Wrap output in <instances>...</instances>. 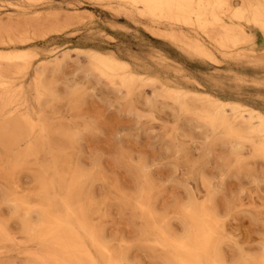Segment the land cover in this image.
Segmentation results:
<instances>
[{
	"label": "rangeland",
	"instance_id": "374dc122",
	"mask_svg": "<svg viewBox=\"0 0 264 264\" xmlns=\"http://www.w3.org/2000/svg\"><path fill=\"white\" fill-rule=\"evenodd\" d=\"M132 1L0 0L2 113L29 121L41 142L35 163L14 169L0 150V264H178L192 204L206 209L205 243L224 264L264 257V28L236 17L245 1L264 23V0ZM223 24L248 37L223 44ZM82 51L125 61L141 80L128 90ZM175 92L188 94L182 107ZM219 111L226 121L210 126ZM56 162L63 183L78 182L68 208L59 187L45 197L34 179L45 164L54 180ZM40 206L61 224L36 226Z\"/></svg>",
	"mask_w": 264,
	"mask_h": 264
},
{
	"label": "bare ground",
	"instance_id": "6f19581e",
	"mask_svg": "<svg viewBox=\"0 0 264 264\" xmlns=\"http://www.w3.org/2000/svg\"><path fill=\"white\" fill-rule=\"evenodd\" d=\"M135 1V0H133ZM132 1V2H133ZM145 1L144 4H147L149 9L151 10H156L158 9V5H157V0H143ZM162 1V0H161ZM215 3H217L218 5H226V1L227 0H214ZM129 2V1H128ZM137 2V1H136ZM197 3V2H196ZM244 3V6H242V8L240 10H238V13L236 15L237 18H241V19H244L246 24H251L253 26H256V27H259V28H264V23L262 22V15L261 13H259L261 11V9H253L250 10V5L247 3V2H243ZM134 4V3H133ZM145 6V5H144ZM195 8V7H194ZM231 10V9H230ZM148 11V10H147ZM159 11V10H158ZM217 15V14H216ZM213 16V15H212ZM195 18V17H194ZM199 18V17H198ZM214 18V17H213ZM182 20V19H181ZM206 24V22H205ZM211 26H215L217 24V20L214 18L212 22L209 23ZM191 25V24H190ZM194 25V24H193ZM220 26V25H219ZM218 26V27H219ZM222 32H223V38L221 39L222 40V43L224 44V41L225 43H232V44H235L237 43L238 41H240L242 38L244 37H248V31L246 30L245 27H243L242 25H238V27H234L232 25H229V24H223L220 26ZM264 30V29H263ZM204 32V30H203ZM184 37V36H183ZM220 40V41H221ZM224 40V41H223ZM248 40V39H246ZM199 43V42H198ZM218 44V43H217ZM242 44V43H241ZM240 44V45H241ZM190 50L192 51V53L194 52L196 54V56L198 55L199 57H202V58H205V59H208L210 60V55L208 54V52L202 47V45L200 44H195L194 46L190 47ZM82 53H86L87 57H88V62L90 64V70L92 71H98L99 73H102V74H109L111 76L116 77L117 79L119 78L121 81H122V84L125 88L127 87H131V85H133L135 83V81H139L141 80V76H138V75H135V74H125L127 68H128V65L125 61H121V60H118L116 58H113V57H108V56H104L98 52H95V51H82ZM254 53V52H253ZM1 56V55H0ZM12 57V56H11ZM9 58V57H8ZM212 58V57H211ZM6 59V57L4 58V60ZM6 69V68H5ZM46 69L43 68L41 70V72H39L38 74L40 76H42V72L45 71ZM101 76V75H100ZM105 77V76H103ZM122 86V87H123ZM8 87V86H7ZM123 87V88H124ZM129 90V88H127ZM174 91H177V90H174ZM174 91H171V93H174ZM46 94L45 95H48V97L50 96V93L47 91H45ZM192 94V93H191ZM194 94V93H193ZM196 94V93H195ZM188 95V94H186ZM185 95L184 98H187ZM172 96V95H171ZM183 97L182 95L178 94L177 92H175V95H174V105L175 106H178V107H182L184 101H183ZM210 97V96H209ZM212 98V97H210ZM214 99V98H213ZM209 100V99H208ZM173 102V101H172ZM1 103V102H0ZM4 103V102H3ZM224 105H227V106H231V111L233 110H236L235 109V106H239L237 104H229V103H223ZM185 105V104H184ZM221 105V104H220ZM206 107V106H205ZM243 107V106H242ZM186 107H185V111H186ZM193 110V109H192ZM196 110V108H195ZM194 110V111H195ZM199 110V109H197ZM3 107H1L0 105V150L2 151V155L5 159V161L7 162L8 164V167H11V168H15L19 165H25L28 163V161L30 159H34L38 157V154L40 153V148L38 146H36V144H41V142H39L38 138H36L35 136H33V127H30V123L29 121L25 120V119H22V123H20L18 121V119L16 120L15 116L14 115H9V116H3ZM208 111V110H207ZM189 112V111H188ZM191 112V111H190ZM200 112V110H199ZM204 112V111H203ZM202 112V113H203ZM240 112V111H239ZM14 113V112H13ZM12 113V114H13ZM205 113V112H204ZM212 113V112H211ZM249 113V112H248ZM247 113V114H248ZM256 114V112H255ZM254 114V115H255ZM195 116V115H194ZM227 116V115H226ZM238 116V115H237ZM236 116V117H237ZM240 116V115H239ZM257 116V115H256ZM246 117V116H245ZM244 117V118H245ZM250 117V116H249ZM262 117V116H261ZM198 118V117H196ZM251 118V117H250ZM254 118V117H253ZM252 118V120H254ZM204 119V118H203ZM208 122L210 123V126L213 127V125H216V123H222L224 121H226L225 119V114L222 115V113H215V115L211 116L209 115L207 118ZM251 119H249V122H252V120L250 121ZM261 120V119H260ZM202 121V120H201ZM247 121V120H246ZM203 122V121H202ZM230 122V120H229ZM228 119H227V127H226V130L231 132L232 133H237L235 131H230V128L231 126L228 124ZM201 123V122H200ZM234 123V122H232ZM236 123V122H235ZM23 124V125H22ZM202 124V123H201ZM206 124V123H205ZM204 124V125H205ZM239 124V123H237ZM262 124V123H261ZM203 125V126H204ZM232 125V124H231ZM250 125V124H249ZM259 125V124H258ZM206 126V125H205ZM234 126V125H233ZM239 126V125H238ZM237 126V127H238ZM215 127H218V125H216ZM214 127V128H215ZM230 127V128H229ZM240 127V126H239ZM242 127V126H241ZM262 127V126H261ZM217 129V128H215ZM231 129H234V127H232ZM242 129V128H241ZM54 130V129H53ZM237 130V128L235 129ZM240 130V129H239ZM258 130V129H257ZM214 131V130H213ZM211 131V132H213ZM216 131V130H215ZM247 131V130H246ZM43 132V131H42ZM222 132V131H221ZM242 132H245V131H241ZM215 133V132H214ZM240 133V132H239ZM241 133L239 134V136L241 135ZM250 133V132H249ZM213 134V133H212ZM221 134V133H220ZM246 134V133H245ZM42 135V134H41ZM55 135L58 139H62V140H66L69 144L72 140V137L70 135H68L66 132H64L63 130H58L57 132H55ZM216 135V134H215ZM233 135V134H232ZM243 135V133H242ZM213 136V135H212ZM234 136V135H233ZM224 137V136H223ZM227 137V136H226ZM236 137V136H235ZM230 138V137H229ZM232 138V137H231ZM230 138V139H231ZM243 138V137H242ZM264 137H262V140H263ZM234 139V138H233ZM237 139V138H236ZM239 139V142L237 140H235V142L237 141L238 143H240V138ZM262 140H259L261 141L260 145L264 144V140L262 142ZM230 141V140H229ZM245 141V140H244ZM39 142V143H38ZM234 142V143H235ZM243 141H241L242 143ZM257 142V141H256ZM43 143V142H42ZM230 143V142H228ZM233 143V144H234ZM249 143H252V145L254 144L253 142H249ZM46 144V143H44ZM256 145V143L254 144ZM259 145V146H260ZM257 146V147H259ZM42 147V146H41ZM261 147V146H260ZM263 148H260L263 149V153H264V145H262ZM254 148V146H253ZM257 150V149H256ZM238 151V150H237ZM258 152V151H256ZM260 153V152H259ZM0 154V155H1ZM256 154V153H255ZM1 155V156H2ZM262 156V155H261ZM264 156V155H263ZM262 158V157H260ZM264 158V157H263ZM38 159V158H37ZM36 160V159H35ZM5 162V163H6ZM35 163V161H34ZM6 164V165H7ZM37 164V163H36ZM32 165V164H31ZM38 165V164H37ZM3 167V165H2ZM5 167V166H4ZM8 170L10 168H7ZM17 169V168H16ZM53 169V173H54V176H55V179L54 180H47L45 179V173L47 172V167L45 166H41L38 168L37 170V173L35 174V181L38 183L39 185V189H40V193H43L44 196L48 197L50 195V192L53 191V189L55 187H59L63 192V195H64V198L61 202V204L65 207V208H68L70 206V201L72 199L73 196H76L78 194V191L79 189H77V179H76V176H71V179L68 181V183H63V175L65 174L64 173V170H63V167L62 165H60L58 162L55 163L54 167H52ZM12 171V170H11ZM18 171V170H17ZM14 179V178H13ZM65 179V177H64ZM34 181V182H35ZM66 182V181H65ZM37 189V188H36ZM38 191V189H37ZM59 194V193H58ZM62 195V194H61ZM62 195V196H63ZM41 196V195H40ZM39 196V197H40ZM41 198V197H40ZM40 198H39V201H40ZM13 199V198H12ZM52 200V199H51ZM30 202V201H29ZM42 202V201H41ZM49 203V202H48ZM53 203V202H52ZM195 203V202H194ZM43 204H44V201H43ZM50 204V203H49ZM77 204V203H76ZM45 205V204H44ZM199 204H192L190 206V216H191V219H192V224L188 227V229L186 230V236H185V239L182 241V245L181 246V250H182V256H185L184 258L181 257L178 261L179 263L178 264H224V261H223V258H222V255L220 254V251H212L211 248H209V246H207V244L205 243V239H206V231H204L205 229V221H206V209H204L201 205ZM13 206V205H12ZM189 207V206H188ZM42 208V206L39 207V209H34L35 212H36V217L37 218V223L38 225L36 226H39V227H43L44 225L46 226H51V225H60L61 224V220H59L58 218H56L53 214L50 213V211L48 209H44L45 206L43 207V209H40ZM55 208V207H54ZM79 208V207H76V209ZM79 211V209H77ZM76 210V212H77ZM85 210V209H84ZM19 211V210H18ZM82 211V210H81ZM31 212V210H30ZM75 212V213H76ZM187 212V211H186ZM208 212V210H207ZM33 213V212H32ZM188 213V212H187ZM27 214V213H26ZM82 214V213H81ZM80 214V215H81ZM208 216H210L209 213H207ZM25 215V214H24ZM23 215V216H24ZM69 215V213H67V216ZM185 215V214H184ZM77 216V214H76ZM185 216H189V215H185ZM207 216V218H208ZM20 217V216H19ZM27 217V216H26ZM30 217V216H29ZM78 217V216H77ZM81 217V221L82 220V215L80 216ZM74 218V217H73ZM72 218V219H73ZM76 218V217H75ZM74 218V219H75ZM79 218V217H78ZM77 218V219H78ZM85 218V217H84ZM212 218V217H211ZM209 218V219H211ZM32 219V218H31ZM71 219V217L69 218ZM208 219V220H209ZM213 219V218H212ZM211 219V220H212ZM25 220V219H24ZM76 220V219H75ZM187 220V219H186ZM215 220V218H214ZM214 222V221H213ZM216 222V220H215ZM214 222V224H215ZM26 223V222H25ZM33 223V221H32ZM78 222H75V221H72L70 220L69 221V226L70 227H74V226H77ZM84 223V221L82 222V224ZM87 223V222H85ZM189 223V221H188ZM77 224V225H76ZM80 224V223H79ZM190 224V223H189ZM213 224V223H212ZM213 224V226H214ZM31 225V224H30ZM188 225V224H187ZM25 226V225H23ZM27 226V225H26ZM46 226V227H47ZM210 226V225H209ZM37 227V228H39ZM79 226H77L78 228ZM87 227V226H85ZM55 228V227H54ZM57 228V227H56ZM89 228V226H88ZM216 228V226H215ZM40 229V228H39ZM47 229V228H46ZM81 229L82 226H81ZM25 230V229H24ZM27 230V229H26ZM34 230V229H33ZM36 230V228H35ZM43 230V229H41ZM40 230V231H41ZM53 230V229H52ZM84 230V229H83ZM87 231V229H85ZM90 230V229H89ZM185 230V229H184ZM37 231V230H36ZM39 231V233H40ZM74 231V230H73ZM56 232V230H55ZM75 232V231H74ZM28 233V232H26ZM32 233V232H31ZM38 233V232H37ZM38 233V234H39ZM50 233V232H48ZM47 233V235H48ZM184 233V234H185ZM54 234V233H53ZM77 234V233H75ZM88 234V233H87ZM213 234V233H212ZM216 234V233H215ZM213 234V236L215 235ZM26 235V234H25ZM50 235V234H49ZM72 235H73V232H72ZM211 235V234H210ZM75 236V235H74ZM184 236V235H183ZM182 236V237H183ZM216 236V235H215ZM59 237V236H58ZM71 237V236H70ZM57 238V237H56ZM60 238V237H59ZM65 238V237H64ZM74 238V237H73ZM75 238H77L75 236ZM80 238V237H79ZM165 238V237H164ZM62 239V238H60ZM67 239V238H66ZM174 239V238H173ZM180 239V238H179ZM211 239V237H210ZM216 239V237H215ZM214 239V240H215ZM56 240V239H55ZM59 240V239H58ZM70 240V238H69ZM80 240V239H79ZM89 240V239H88ZM163 240V239H162ZM175 240V239H174ZM156 241V240H155ZM217 241V240H216ZM72 242V241H71ZM74 242V241H73ZM76 242V241H75ZM165 242V241H164ZM163 242V243H164ZM56 243V242H55ZM70 243V241H69ZM162 243V244H163ZM166 244H168L167 242H165ZM214 243V242H213ZM213 243H211V246L213 247ZM71 244V243H70ZM76 244H78L77 246H79V242ZM99 244H100V241H99ZM98 244V245H99ZM216 244V243H215ZM57 245V243H56ZM67 245V244H66ZM82 245V244H81ZM84 245V244H83ZM101 245V244H100ZM209 245V244H208ZM59 246V245H58ZM75 246V244H74ZM102 246V245H101ZM166 246V245H165ZM178 246V245H177ZM215 246V245H214ZM60 247V246H59ZM62 247V246H61ZM76 247V246H75ZM84 248H86L85 246H83ZM105 247V246H104ZM174 247V246H173ZM176 247V245H175ZM216 247V246H215ZM80 248V247H79ZM83 248V249H84ZM177 248V247H176ZM49 249V248H48ZM78 253H80L79 251L81 250H78V248H76ZM82 249V248H81ZM96 249V248H95ZM216 249V248H215ZM99 250V249H98ZM174 250V249H173ZM88 251V250H87ZM96 251V250H95ZM162 251V250H161ZM97 252V251H96ZM90 253V252H89ZM177 253V251H176ZM175 253V254H176ZM180 253V251H179ZM82 254V253H81ZM166 254V253H165ZM87 255V254H86ZM99 255V254H98ZM262 255V254H261ZM79 256V254H78ZM90 256V255H89ZM92 256V255H91ZM84 257V255H83ZM173 257V256H172ZM86 258V257H85ZM175 258V257H174ZM258 258V257H257ZM262 258V259H261ZM261 258L259 260H254V262H257L256 264H264V257L261 256ZM83 259V258H82ZM91 259V258H90ZM103 259V258H101ZM100 259V260H101ZM89 260V259H88ZM88 260L86 262H88ZM95 260V259H94ZM107 260V259H106ZM174 260V259H173ZM172 260V261H173ZM113 261V260H112ZM121 261V260H120ZM258 261H260L258 263ZM81 262V261H80ZM250 263V260L248 261ZM93 264L94 261L92 262ZM104 263V261H103ZM106 263V262H105ZM245 263V262H244ZM42 264V263H41ZM87 264V263H86ZM110 264V263H108ZM113 264V263H112ZM118 264H122V263H119L118 261ZM171 264V263H170ZM247 264V263H246ZM254 264V263H253Z\"/></svg>",
	"mask_w": 264,
	"mask_h": 264
}]
</instances>
